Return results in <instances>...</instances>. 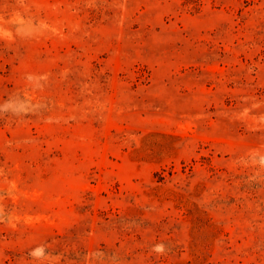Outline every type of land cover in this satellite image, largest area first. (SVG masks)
<instances>
[{"label": "rangeland", "instance_id": "374dc122", "mask_svg": "<svg viewBox=\"0 0 264 264\" xmlns=\"http://www.w3.org/2000/svg\"><path fill=\"white\" fill-rule=\"evenodd\" d=\"M0 264H264V0H0Z\"/></svg>", "mask_w": 264, "mask_h": 264}]
</instances>
